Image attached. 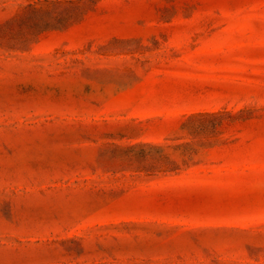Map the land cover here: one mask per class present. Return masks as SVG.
I'll return each mask as SVG.
<instances>
[{"label":"rangeland","instance_id":"obj_1","mask_svg":"<svg viewBox=\"0 0 264 264\" xmlns=\"http://www.w3.org/2000/svg\"><path fill=\"white\" fill-rule=\"evenodd\" d=\"M0 264H264V0H0Z\"/></svg>","mask_w":264,"mask_h":264}]
</instances>
